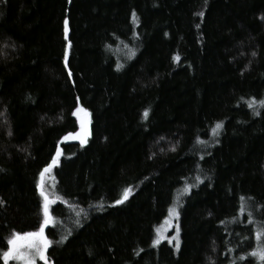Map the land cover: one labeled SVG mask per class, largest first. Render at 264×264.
Here are the masks:
<instances>
[{
	"label": "trees",
	"instance_id": "obj_1",
	"mask_svg": "<svg viewBox=\"0 0 264 264\" xmlns=\"http://www.w3.org/2000/svg\"><path fill=\"white\" fill-rule=\"evenodd\" d=\"M261 100L264 0H0V253L53 167L49 264H264Z\"/></svg>",
	"mask_w": 264,
	"mask_h": 264
},
{
	"label": "snow or ice",
	"instance_id": "obj_2",
	"mask_svg": "<svg viewBox=\"0 0 264 264\" xmlns=\"http://www.w3.org/2000/svg\"><path fill=\"white\" fill-rule=\"evenodd\" d=\"M69 3H71V0H69ZM133 17L135 19L136 14L133 12ZM199 15L202 17L204 15L203 12L199 13ZM68 24L69 21L66 18L64 20V33H65V40L68 39ZM71 48V44L69 43L67 45V48L65 50L64 60H65V67L68 68V50ZM255 55V53H252ZM178 59V57L176 58ZM69 77L72 76V72L69 70L68 72ZM79 101V98H77ZM255 101L248 104V107L253 108L255 105ZM259 105L261 107H264V100L259 101ZM80 113H83L85 117L89 115L88 111L83 107H77L73 115H77V118L80 121V128L81 133H79L81 137V143L83 144L86 140L87 134H88V121L84 118H81L79 116ZM256 115H259L260 113H255ZM145 116L148 115L147 112L144 113ZM221 124L216 125V129L221 128ZM56 161L55 159L52 161V164L55 165ZM49 171V167H46L44 171L41 173V183L39 185L40 188V196L44 200L43 204V214H44V221L43 224L39 227V231H33V232H26V233H19L15 232L11 238L7 240V248L2 253H0V260L3 261V264H9L10 261H18L22 262V264H36V260L39 259L43 262V264H49V257H48V249L53 243L49 239H47L45 235V228L49 225V223L52 221V216L49 213V205L52 203L49 196L44 191V184H43V176L44 173ZM128 191L125 190L123 198L118 199L116 201V204H121L124 202V200L128 197ZM2 203V201H0ZM175 218L178 219L179 213L175 212ZM177 233L179 232V228L177 226ZM257 247L254 249L250 255L253 257H258L259 261L264 262V223H261V230L257 232ZM63 240V238H62ZM62 242V241H60ZM159 244V241H154V246ZM176 249L179 250V241L177 240L176 243ZM28 250V251H25ZM241 259H244V257H241Z\"/></svg>",
	"mask_w": 264,
	"mask_h": 264
},
{
	"label": "rangeland",
	"instance_id": "obj_3",
	"mask_svg": "<svg viewBox=\"0 0 264 264\" xmlns=\"http://www.w3.org/2000/svg\"><path fill=\"white\" fill-rule=\"evenodd\" d=\"M75 116L77 118V115H75ZM79 116L81 118H84V119H86L88 121V125H87V127H88V134H87L86 140H85V142L83 144L81 143V137L79 135V133H81V128H80L79 131H78V133L75 134V135L70 136L67 139V141H69V142H71V141H78L82 145H86L87 142H88V139L90 137L89 136L90 135V124H89L90 123V117H89V115L87 117H85L83 115V113H80ZM77 120H78V124H79V127H80V121H79L78 118H77ZM57 162H58V159L56 160L55 165H52V166H54V168L58 164ZM51 174H53V167H51L49 169V171L45 173V175H44L45 179L51 181L52 180V177H53ZM185 191L186 190H184V192ZM53 202L54 201H52V203L49 205V207L53 204ZM180 207H181V196L178 195L177 198H176V200L174 201V204L172 205V207H170V210L168 212L167 217L165 218V220H163L162 224L157 229L156 235H157V240L159 242H161V241H169L172 244H174V246L176 245L177 240L179 239V233H177V230H176L177 229V226H178V223H177L178 221L177 220L179 219V217H178V219L175 218V214H174V211L173 210H175V212H178L179 213V216H180ZM25 251H28V250H25ZM9 264H22V262L10 261ZM36 264H43V262L40 261L39 259H37L36 260Z\"/></svg>",
	"mask_w": 264,
	"mask_h": 264
}]
</instances>
